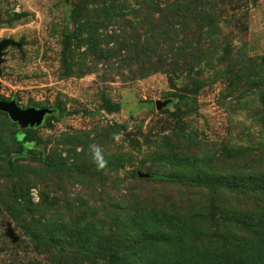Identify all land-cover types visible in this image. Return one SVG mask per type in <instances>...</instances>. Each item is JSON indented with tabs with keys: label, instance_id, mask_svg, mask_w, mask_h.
Segmentation results:
<instances>
[{
	"label": "rangeland",
	"instance_id": "obj_1",
	"mask_svg": "<svg viewBox=\"0 0 264 264\" xmlns=\"http://www.w3.org/2000/svg\"><path fill=\"white\" fill-rule=\"evenodd\" d=\"M4 40L57 118L0 114V264H264V0H0Z\"/></svg>",
	"mask_w": 264,
	"mask_h": 264
},
{
	"label": "water",
	"instance_id": "obj_2",
	"mask_svg": "<svg viewBox=\"0 0 264 264\" xmlns=\"http://www.w3.org/2000/svg\"><path fill=\"white\" fill-rule=\"evenodd\" d=\"M12 41L4 40L0 42V67L2 63L3 50L12 44ZM167 102H157V108L162 109L167 105ZM0 113L8 114L12 122L17 123L20 129L37 128L43 125L47 116L54 114V110L49 108H23L16 98L9 101L0 100ZM139 178H150L148 173L138 172Z\"/></svg>",
	"mask_w": 264,
	"mask_h": 264
},
{
	"label": "trees",
	"instance_id": "obj_3",
	"mask_svg": "<svg viewBox=\"0 0 264 264\" xmlns=\"http://www.w3.org/2000/svg\"><path fill=\"white\" fill-rule=\"evenodd\" d=\"M1 114V113H0ZM54 117V118H57V117H55L54 115H49L48 117ZM21 137H22V135H20V137H18V139L19 140H21ZM18 153H20V154H24L25 153V146L24 147H22L21 149H20V151L18 152ZM130 174V176H133V177H135V175H134V172H130L129 173ZM151 175V174H150ZM155 178V179H158V180H167V179H169V177H165V176H162V175H151V177L150 178ZM174 180V179H173ZM179 181L180 182H182V183H185L182 179H179ZM196 184H198V183H196ZM222 183H217L216 185L217 186H223V185H221ZM213 186H215V185H213ZM216 186V187H217ZM215 187V188H216ZM210 208H209V210H210V213H211V216H212V219H216V217H217V213H218V207H217V205H215L214 203L211 205V206H209ZM221 222H224V219H222V218H220V219H218V224H221ZM238 223V222H237ZM149 242H155V244H157V245H159L160 244V242L158 241V240H152V238L150 239V241ZM106 246V245H105ZM103 248V247H102ZM106 248H108V250L110 251L111 250V248L110 247H106ZM115 249V246H114V243H113V250ZM218 255H211V254H207V252H206V254H205V258H206V263L205 264H225V257L223 256L224 254L223 253H221V252H218L217 253ZM69 255H68V253H66V257L67 258H69L68 257Z\"/></svg>",
	"mask_w": 264,
	"mask_h": 264
}]
</instances>
